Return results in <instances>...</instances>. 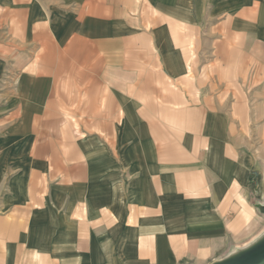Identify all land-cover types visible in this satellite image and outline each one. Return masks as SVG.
I'll return each mask as SVG.
<instances>
[{
	"label": "crops",
	"instance_id": "crops-1",
	"mask_svg": "<svg viewBox=\"0 0 264 264\" xmlns=\"http://www.w3.org/2000/svg\"><path fill=\"white\" fill-rule=\"evenodd\" d=\"M262 204L264 0H0V264H211Z\"/></svg>",
	"mask_w": 264,
	"mask_h": 264
},
{
	"label": "water",
	"instance_id": "water-1",
	"mask_svg": "<svg viewBox=\"0 0 264 264\" xmlns=\"http://www.w3.org/2000/svg\"><path fill=\"white\" fill-rule=\"evenodd\" d=\"M264 214V205L259 206ZM211 264H264V235L247 247Z\"/></svg>",
	"mask_w": 264,
	"mask_h": 264
},
{
	"label": "rangeland",
	"instance_id": "rangeland-1",
	"mask_svg": "<svg viewBox=\"0 0 264 264\" xmlns=\"http://www.w3.org/2000/svg\"><path fill=\"white\" fill-rule=\"evenodd\" d=\"M84 125L86 127V124H78V123H76V124H66V128H72L75 131L79 130L82 133V130H84ZM261 228L262 227L260 226L258 229L253 230L251 233L248 232V233L243 234L244 236L242 235L240 240H238V242L234 243L233 241H231L226 246L225 250L220 252L219 254L220 255H224V254H227L228 252H230L231 250H233L235 247H243V246L249 244L254 239V237L256 235L254 233L260 231Z\"/></svg>",
	"mask_w": 264,
	"mask_h": 264
}]
</instances>
